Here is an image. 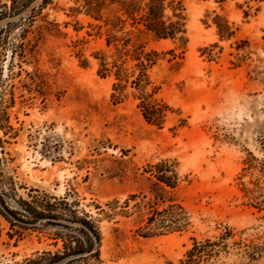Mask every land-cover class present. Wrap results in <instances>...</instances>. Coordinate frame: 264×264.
<instances>
[{
  "label": "rangeland",
  "instance_id": "obj_1",
  "mask_svg": "<svg viewBox=\"0 0 264 264\" xmlns=\"http://www.w3.org/2000/svg\"><path fill=\"white\" fill-rule=\"evenodd\" d=\"M106 2L0 21L1 186L77 194L96 264H264V0H183L174 38ZM52 242L0 215V264Z\"/></svg>",
  "mask_w": 264,
  "mask_h": 264
},
{
  "label": "trees",
  "instance_id": "obj_2",
  "mask_svg": "<svg viewBox=\"0 0 264 264\" xmlns=\"http://www.w3.org/2000/svg\"><path fill=\"white\" fill-rule=\"evenodd\" d=\"M50 1L10 0V4L1 3L0 21L6 18L8 23H12L15 17H21L27 10L36 6L45 7ZM84 1L90 15H100V9L106 1L108 5H115L116 10L121 12L120 16H116L117 20L130 19V26L138 29L141 23L144 30L157 38H174L185 31L183 0ZM116 40L119 38L106 39V44H115ZM122 44L127 54L137 52L143 46L129 36ZM132 57L141 59L139 54ZM165 173L156 175L158 181L164 184L161 188L167 191L165 186L174 188L175 183L170 179L172 176H166ZM1 176L0 173V215L9 223L10 228L46 235L53 240L54 245V249L43 250L37 256L28 257L16 264H96L101 261L102 234L99 223L82 206L77 194L65 192L57 196L46 192H28L26 197H22L17 195L14 187L1 186ZM157 197L164 201V196Z\"/></svg>",
  "mask_w": 264,
  "mask_h": 264
}]
</instances>
